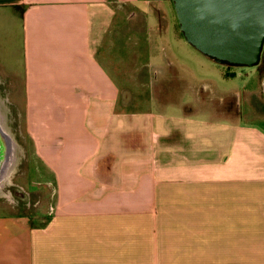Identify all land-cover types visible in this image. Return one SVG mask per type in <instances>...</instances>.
Wrapping results in <instances>:
<instances>
[{
	"label": "crops",
	"instance_id": "obj_1",
	"mask_svg": "<svg viewBox=\"0 0 264 264\" xmlns=\"http://www.w3.org/2000/svg\"><path fill=\"white\" fill-rule=\"evenodd\" d=\"M163 6L0 0L19 39L0 84L52 189L43 224L0 215V264H264V128L200 115Z\"/></svg>",
	"mask_w": 264,
	"mask_h": 264
},
{
	"label": "rangeland",
	"instance_id": "obj_2",
	"mask_svg": "<svg viewBox=\"0 0 264 264\" xmlns=\"http://www.w3.org/2000/svg\"><path fill=\"white\" fill-rule=\"evenodd\" d=\"M163 2L169 6L173 20L175 19V27L179 30L170 0H152V4L160 6L164 14V19L161 22L164 24L167 19ZM0 21L1 71V65H5L7 60L14 62L13 57L18 50L19 39L18 28L14 22L6 29L5 19L0 17ZM187 49L190 52L184 50V46L177 48V58L195 75L194 81L198 84V99L192 105H198L200 115L206 117L229 116L231 119L253 122L264 128V67L258 71L260 65L264 63V50L259 64L248 67L216 63L192 46H187ZM8 94L0 84V121H4L3 118L6 116L8 132L4 131L9 136L12 134L16 139V141L11 139V162L6 169L7 172L0 180V215L22 210L26 212L25 215H41L40 219L36 220L43 224L52 200V189L46 185L43 187L40 185L37 188L36 185L29 183V180L32 179L29 176L30 173L27 174L29 171L27 159L29 157L25 155L27 150L22 147L24 138L20 123L24 112L22 107L14 102ZM38 223L32 219L29 227H39Z\"/></svg>",
	"mask_w": 264,
	"mask_h": 264
},
{
	"label": "water",
	"instance_id": "obj_3",
	"mask_svg": "<svg viewBox=\"0 0 264 264\" xmlns=\"http://www.w3.org/2000/svg\"><path fill=\"white\" fill-rule=\"evenodd\" d=\"M186 42L216 63L252 67L264 47V0H171ZM0 126V180L11 160Z\"/></svg>",
	"mask_w": 264,
	"mask_h": 264
},
{
	"label": "trees",
	"instance_id": "obj_4",
	"mask_svg": "<svg viewBox=\"0 0 264 264\" xmlns=\"http://www.w3.org/2000/svg\"><path fill=\"white\" fill-rule=\"evenodd\" d=\"M170 1H171V0H170ZM171 2H172V1H171ZM172 6H173V4H172ZM173 9H174V8H173ZM155 12H156V15H157L159 21L162 20V19L164 18V14H163V12L161 11V9H156ZM176 22H177V26H178V29H179V25H178L177 18H176ZM179 33H180V35L183 37V34L181 33L180 30H179Z\"/></svg>",
	"mask_w": 264,
	"mask_h": 264
},
{
	"label": "bare ground",
	"instance_id": "obj_5",
	"mask_svg": "<svg viewBox=\"0 0 264 264\" xmlns=\"http://www.w3.org/2000/svg\"><path fill=\"white\" fill-rule=\"evenodd\" d=\"M2 103V102H1ZM2 105V104H1ZM2 118V117H1ZM4 119V118H3ZM0 125H1V127H3L4 129H5V131H7L8 132V129L6 128L7 126H6V123H4V121L2 122V121H0ZM7 129V130H6ZM11 137V136H10ZM13 139V138H12ZM14 141V140H13ZM15 144H17V143H15ZM15 148V147H14ZM19 148V147H18ZM20 149V148H19ZM12 156V155H11ZM14 157V156H13ZM11 162V161H10ZM16 167V166H15ZM14 170V169H13ZM7 172V171H6ZM5 172V173H6Z\"/></svg>",
	"mask_w": 264,
	"mask_h": 264
},
{
	"label": "flooded vegetation",
	"instance_id": "obj_6",
	"mask_svg": "<svg viewBox=\"0 0 264 264\" xmlns=\"http://www.w3.org/2000/svg\"><path fill=\"white\" fill-rule=\"evenodd\" d=\"M263 50H264V47H263ZM263 50H262V53H263ZM262 53H261V57H262ZM260 60H261V58H260ZM259 62H260V61H259ZM258 64H259V63H258ZM263 65H264V63L260 65V68L258 69V71H259L260 69H263V67H264Z\"/></svg>",
	"mask_w": 264,
	"mask_h": 264
}]
</instances>
